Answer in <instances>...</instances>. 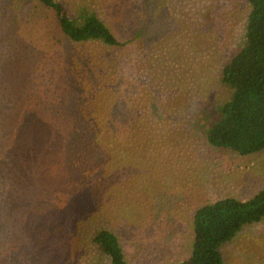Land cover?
<instances>
[{
  "label": "rangeland",
  "instance_id": "rangeland-1",
  "mask_svg": "<svg viewBox=\"0 0 264 264\" xmlns=\"http://www.w3.org/2000/svg\"><path fill=\"white\" fill-rule=\"evenodd\" d=\"M57 2L71 19L94 13L123 46L84 42L66 50L52 10L35 0H0V72L12 87L2 84L6 103H15L19 115L39 106L50 124H63V110L68 119L87 121L89 108L105 111L119 102L102 88L118 79L116 86L130 89L124 103L139 104L142 115H134L137 107L118 111L120 119L125 111L134 115L122 124L140 128L119 146L114 173L86 163L79 169L95 170L94 179L72 186L78 161L59 153L33 168L35 211L22 220L34 248L28 245L25 264H109L90 242L102 229L116 236L126 264H178L190 254L196 209L221 198L249 200L264 186V151L239 156L205 141L231 94L219 76L243 45L246 1ZM80 80L90 83L76 89ZM12 141L1 144L0 162L20 157L13 167L19 173L25 156ZM87 173L83 179L91 178ZM219 253L222 264H264V218L242 226Z\"/></svg>",
  "mask_w": 264,
  "mask_h": 264
},
{
  "label": "trees",
  "instance_id": "trees-1",
  "mask_svg": "<svg viewBox=\"0 0 264 264\" xmlns=\"http://www.w3.org/2000/svg\"><path fill=\"white\" fill-rule=\"evenodd\" d=\"M35 1L53 11L66 50H73V44L84 42L101 44L107 50L123 46L94 13L83 11L75 19H71L57 0ZM245 1L247 14L243 45L222 66L219 76L220 83L231 94L226 102L218 106L217 118L205 133V141L210 147L230 150L239 156L264 151V0ZM107 81H104L102 88L109 94L111 92L119 102L115 101L114 106H109L105 111L103 107L99 111L89 108L87 115L90 119L87 121L68 119L69 114L63 110L61 125L58 119L53 124L44 122L40 115L42 108L39 106L19 115L17 105L5 101L6 92L3 91L2 84L5 83L12 90L11 81H7L0 72V88L3 91H0V148L6 140H14L12 146L26 160L22 161L26 169L19 173H13V167L20 157L9 154L4 156V162H0L4 164L0 167V264H25L27 260L31 262L27 253L28 245L34 248L30 242L33 235L30 233V224H25L22 217L24 213L35 211L37 189L32 191L30 187L37 183L33 168L40 160L49 161L54 153L62 154L66 159L75 154L72 158L78 162L72 167L75 170L69 181L72 186L94 179L93 169H89L88 173L85 171L87 175L84 178H91L83 179V174L86 173L82 171L85 169L79 168L86 163L97 169L108 165L107 171L114 173L113 170L118 165L117 157L122 155L118 154L121 150L119 146L128 143L135 135V129L140 128L133 124L128 127L127 123H122L130 116L142 115V107L139 104L132 107L129 103H124L130 89L121 90L120 85L116 86L118 79L113 86L112 80ZM89 83L80 80L76 89ZM135 107L141 111L133 112L134 115L125 111L123 118H118L119 110ZM83 108L85 110L88 105ZM73 114L77 116V112ZM142 125L144 124H140L141 127ZM28 147L32 149L28 150ZM8 151L16 152L13 148ZM99 159L103 161L100 162ZM28 204L30 206H26ZM12 205H16V208L11 209ZM263 218L264 186L246 201L227 197L201 206L192 215L189 257L178 264H222L219 247L235 237L242 226L259 222ZM90 242L109 259V264H126L119 241L113 233L103 229L96 231Z\"/></svg>",
  "mask_w": 264,
  "mask_h": 264
}]
</instances>
